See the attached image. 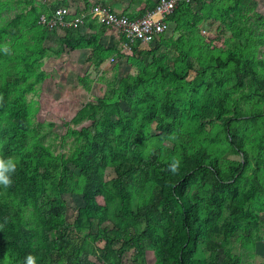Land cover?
<instances>
[{
	"label": "rangeland",
	"instance_id": "1",
	"mask_svg": "<svg viewBox=\"0 0 264 264\" xmlns=\"http://www.w3.org/2000/svg\"><path fill=\"white\" fill-rule=\"evenodd\" d=\"M40 1L46 0H0V75L1 79L8 76L12 79L14 75L19 78L11 98L20 97L26 102L29 125L22 135L25 139L23 150H43L44 165L40 169H51V185H56L59 177L65 175L66 168H70L76 175L77 185L72 186V189L59 191L58 194L65 204L64 218L73 222L79 208L89 198L96 202L92 219L82 231L86 239L84 246L94 264H109L102 257L101 249L107 240L113 250L121 245L119 229L128 227L134 232H141L145 224L132 212L118 215L116 210L121 206L119 195L107 190L102 181L86 179L84 182L74 156L76 149L93 142L92 136L95 133L100 138H107L105 134H101L105 129L102 126L105 125L99 124L106 114L112 120H118L121 116L119 113L122 112L126 113L125 118L135 123L134 128H140L138 149L141 155L146 156L155 148L158 154L156 163L161 171L164 162H181L185 153H209L218 166L234 174L230 187L235 185L239 196L248 198L244 208L250 209L252 213L241 216L232 227L229 221L228 232L220 231L226 219L224 203L220 207L217 205L218 209L211 207L201 212L205 225L202 226L195 248L187 256V264H195L198 258H215L213 262L230 258L233 264H264V99L253 92L254 81L246 77L244 85L237 86L233 62L219 64L217 58H206L208 55L204 53L201 60L194 56L196 54L189 53L190 64L186 60L181 61L183 59L179 57V52L172 53L170 58L165 57L163 62L171 72H186L178 78L170 75L163 80L158 79L159 73L155 71L157 64H163L158 62L161 60L158 55L137 53L132 44L128 49H123L122 45L116 46L107 53L103 62L102 58L92 52L91 47L88 48L90 53L87 58L80 59V55L74 53L79 47L67 48L57 40L59 35L46 32L35 23V10L30 7H37ZM240 1L248 8H242V16L235 17L240 23V27L239 24L235 25L237 31L231 27L228 29L215 18H210L197 27L205 36L202 41L209 45L207 54L214 53L224 58L229 51H248L246 57L251 58L258 77L261 76L264 81V0ZM230 3L231 1H227L225 6ZM18 13L22 14L19 18L20 32L12 34L10 26L6 30L4 27ZM247 37L252 39L250 43H245ZM248 47L251 49L247 50ZM81 53L85 56L83 51ZM111 55L113 59L110 60ZM25 60L28 61V66L24 65ZM206 63V68H202ZM40 71L45 73L43 78L30 90H25L26 85L35 80ZM242 72L240 66L239 76ZM139 76L149 82L152 108L162 121L170 119L169 116L163 118L162 112L170 99H174V106L179 108L173 131L166 136L161 135L162 129L158 127L160 120L157 116L148 121L144 117L146 103L142 102L146 97V85L139 87ZM218 76H222L224 80L220 87L214 80ZM125 81L136 85L138 94L132 97L130 104L120 100L118 105H114L116 93L123 87L122 84L126 85ZM151 82L155 84L151 85ZM223 90L228 92L226 96H223ZM217 95L223 100L221 107L215 104ZM97 98L109 99L111 102L97 107L96 114L91 118L87 109L90 103H96ZM200 104L208 105L202 108V114L198 113ZM235 107L239 113L234 112ZM258 111L262 114L256 115ZM234 114L238 118L229 119ZM225 120H229L234 131L243 136L246 161L237 172L232 167L244 161V157L230 143ZM114 136L110 141L113 146L127 148L130 142L128 135L117 132ZM2 145L0 140V152L3 151ZM132 154L131 151H124L122 158L110 159L104 163V181L116 177L117 164L133 157ZM12 156L14 154L5 158ZM256 165L259 167L255 172ZM152 169L154 168L150 169V173L147 172L145 180L135 182L140 189L132 194V210H138L144 205L152 195V188L162 179L163 175L153 174ZM81 183L90 193L86 194L81 190ZM251 191L252 194L249 195ZM4 200L18 205L26 221L37 222L31 204L23 203L14 195L6 196ZM194 200L200 201L198 197ZM157 249V243L151 239L145 243L143 255L135 258V246H125L119 259L120 264H158L163 255L160 256ZM0 264H15L13 254L6 251L0 258Z\"/></svg>",
	"mask_w": 264,
	"mask_h": 264
},
{
	"label": "trees",
	"instance_id": "2",
	"mask_svg": "<svg viewBox=\"0 0 264 264\" xmlns=\"http://www.w3.org/2000/svg\"><path fill=\"white\" fill-rule=\"evenodd\" d=\"M227 1H231V3L225 6ZM61 4L66 5L67 1H54L50 3V6L56 8ZM42 5L43 2L37 7L31 5L30 8L35 10V14ZM242 8H248V6L240 0L182 1L167 15L168 27L159 34L157 39L147 46H141L138 41L132 45L137 53L158 55L157 57L161 59L158 61L159 63L163 62L165 57L170 58L174 52H179L181 54L179 57L183 59L181 61L186 60V62L191 61L189 53L196 54L194 56L198 60L203 58L201 56L204 53L208 55L206 58H217L219 64L233 62L236 85L243 86L246 77H249V80L254 81L253 92L264 99V81L261 76L258 77L251 58L246 57L248 51L238 52L239 54L236 51H229L224 58L214 53L207 54L209 45L202 41L205 36L197 27L200 23L215 18L219 22H223L228 29L231 27L237 31L235 25L239 24L240 27V23L235 17L242 16ZM21 16L22 14L18 13L4 29L6 30L10 26L12 34L19 33L21 23L19 18ZM66 17L71 18V16ZM35 23L38 24L36 19ZM90 23L94 28L98 25L95 21ZM50 33L55 34L56 32ZM57 40L71 48L91 47L92 52L102 58V61L107 53L109 54L114 49L100 43L96 33L81 34L77 28L71 25L64 27V34L58 36ZM251 41L252 39L249 40L247 37L245 43ZM246 49L250 50L251 47ZM23 63L28 66V61L25 60ZM207 65L206 63L202 68H206ZM240 66L243 72L239 76ZM188 67L189 65L186 68ZM155 71L159 73L158 79L161 80L170 75L178 78L186 72V70L181 74L175 71L171 72L164 62L157 64ZM44 75V71H40L35 80L26 85L25 90H30ZM0 80V140L3 143L0 160L5 162L11 160L16 165L15 171L10 174L11 186L5 189L3 185H0V258L6 251H10L15 264H25L28 255L36 258V264H94L84 246L86 239L82 231L92 219L97 206L96 202L89 198L85 205L79 208L78 215L73 222L64 218L65 204L58 194L59 191L72 189V186L77 185L76 175L70 168H66L65 175L59 177L56 185H51L49 180L52 176L51 169H40L44 165L43 150L39 151V148L34 151L23 150L25 139L22 135L29 125L25 111L26 102L20 97L11 98V93L16 88L19 78L14 75L12 79L9 76L1 79L0 75ZM138 80L140 88L146 85V97L142 102L146 103L144 117L148 121L151 117L157 116L160 120L158 127L162 129L161 135H168L173 131L172 127L179 116V108L174 106L176 105L174 99H170L162 110L163 118L169 116L170 119L162 121L158 115H155L156 111L152 108L153 98L149 82L141 76L138 77ZM214 80L219 87L222 83L224 84L222 76H218ZM125 84H122L121 87H123L116 93L113 100L114 105H118L120 100L130 104L133 100L132 97L138 94L136 85L127 81ZM150 84L153 85L155 82ZM222 92L223 96L228 94L225 90ZM109 102H111L109 99L97 98L96 103H90L87 109L90 117H94L97 107ZM215 104H218L219 107L223 104L222 98L218 95ZM205 106L200 104L201 108L198 113L202 114V108ZM234 112L239 113V110L235 107ZM255 114L261 115L262 112L258 111ZM119 116L118 120H112L109 114H106L105 119L99 121V124L105 125L102 126L105 129L101 134H105L106 139L100 138L101 136L95 133L92 136L93 142L84 144L74 151V156L80 166L79 174L84 178V182L86 179L102 181L107 190L120 197L121 206L116 210L118 215L122 216L132 212L145 223L141 232H134L128 227L119 229L118 238L121 239V245L115 250L111 247L109 240L106 241L104 248L101 249V255L107 263L120 264L119 259L125 246L128 245L135 246V258L137 255H143L145 243L152 239L158 245V254L163 255L158 264H187V256L195 248L202 226L205 225L201 216L203 210L217 205L220 207L224 203L226 219L224 227L220 228V231L223 232L230 230L227 227L229 221L232 227L241 216L252 213L250 209L244 208L248 198L239 196L235 185L230 187L232 185L231 177L234 174L230 170L218 166L217 162L210 158L209 153L196 155L183 153L184 156L175 173L169 169L172 161L164 162L163 171H161V167H158L156 163L158 154L155 152V148H152L146 156H142L138 149L140 128H134L135 123L125 118L126 113H119ZM233 117L238 118V115L234 114L229 119ZM252 118L254 117L252 116ZM224 124L230 143L244 157V161L232 167V170L237 172L246 161L243 136L234 131L229 120H225ZM117 132L130 137L127 148L123 149L111 144L110 141ZM124 151H131L133 157L123 162L120 161L116 166V177L110 181H104L102 174L104 163L110 159L122 158L121 155ZM11 154L14 156L5 158ZM258 167L259 165L255 166V172ZM151 168H154L152 169L153 174L160 175L161 173L162 179H159L158 185L152 188V195L144 202V205L138 210H132V194L140 189L135 185V182L139 183L145 180L144 178L147 177V172L150 173ZM83 183L80 184L81 190H84L86 194L90 193L89 189L82 185ZM251 194L252 191L249 195ZM9 195L17 196L25 204H31L37 222L26 221L18 205L4 200ZM196 197L200 201L194 200ZM216 209L218 208L216 207ZM254 217L256 218L255 215ZM214 259L198 258L195 264H233L230 258H222L213 262Z\"/></svg>",
	"mask_w": 264,
	"mask_h": 264
},
{
	"label": "built area",
	"instance_id": "3",
	"mask_svg": "<svg viewBox=\"0 0 264 264\" xmlns=\"http://www.w3.org/2000/svg\"><path fill=\"white\" fill-rule=\"evenodd\" d=\"M80 1L82 3L79 6L83 7L84 0ZM182 1L189 0H156L143 14L130 19L124 13L112 10L103 2H94L86 13V10L72 11V8H76V4L71 1L66 5L61 4L51 8V1L46 0L37 10L35 19L46 31L56 33L64 32L65 26L81 27L88 19H92L100 26H108L116 30L123 37V49H128L135 41L142 46L157 39L159 34L168 27L167 15ZM111 59H113L112 55Z\"/></svg>",
	"mask_w": 264,
	"mask_h": 264
},
{
	"label": "crops",
	"instance_id": "4",
	"mask_svg": "<svg viewBox=\"0 0 264 264\" xmlns=\"http://www.w3.org/2000/svg\"><path fill=\"white\" fill-rule=\"evenodd\" d=\"M43 1V0H42ZM56 0H51V2H54ZM67 4L69 1L76 4V8H72V11L76 9L77 12L79 10H86V13L89 11L90 6L94 2H103L105 5L110 6L112 10L116 12H121L124 14H127L130 19L137 18L141 14H143L146 10L152 7V5L155 3L156 0H84L83 7L79 6L82 2L80 0H66ZM203 1H209V0H203ZM41 1L39 2V4ZM39 4L37 6H39ZM37 12V11H36ZM36 14V13H35ZM91 21H94L92 19H88L81 27H75L81 34H89V33H96L97 34V40L106 45V46H113V48H116L118 45H122L123 37L116 32L112 27L108 26H100L99 24L94 28L91 27ZM90 23V24H89ZM93 23V22H92ZM59 36H62L64 32L55 33ZM144 46V45H142ZM68 48V46H67ZM89 47H81L79 49H75V55L79 54L80 59L83 58L85 60L87 55L90 53ZM114 50V49H112ZM80 51V52H79ZM81 51L84 52V55H82ZM103 62V61H102ZM101 62V64H102Z\"/></svg>",
	"mask_w": 264,
	"mask_h": 264
},
{
	"label": "clouds",
	"instance_id": "5",
	"mask_svg": "<svg viewBox=\"0 0 264 264\" xmlns=\"http://www.w3.org/2000/svg\"><path fill=\"white\" fill-rule=\"evenodd\" d=\"M179 164V160H173L169 165L170 171L175 173L178 170ZM15 168L16 165L11 160L8 162L0 160V185H3L5 189L10 187L12 184L10 174L15 171ZM25 264H36V258L32 255H28Z\"/></svg>",
	"mask_w": 264,
	"mask_h": 264
}]
</instances>
